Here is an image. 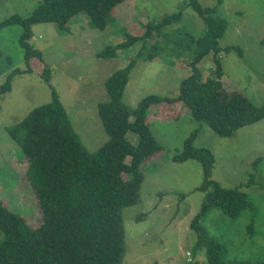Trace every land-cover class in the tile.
Here are the masks:
<instances>
[{"label":"rangeland","instance_id":"obj_1","mask_svg":"<svg viewBox=\"0 0 264 264\" xmlns=\"http://www.w3.org/2000/svg\"><path fill=\"white\" fill-rule=\"evenodd\" d=\"M185 1L126 0L115 7L113 21L104 31L90 27L86 15L72 20L66 31L56 23L36 24L30 43L42 53L43 60L31 59L30 67L19 43L22 27L12 25L0 30V88L14 70L31 69L16 75L12 91L0 99V200L24 216L31 226L42 223V211L27 177L29 160L22 156L8 128L24 120L36 107L51 102L55 90L84 146L90 152L97 151L109 140L98 108L109 99L105 83L135 58L142 44L129 51L119 50L120 55L113 59L98 58L97 54L108 45L124 42L122 30L142 35L148 23H157L177 12ZM200 3L204 7L215 4L213 0ZM40 4L41 0H0V21L14 14L27 17ZM216 16L229 22L220 40L222 48L235 46L242 50V55L237 49L221 53L225 87L240 90L257 105H263L264 0H224ZM205 27L198 13L187 7L182 20L165 32L187 31L193 36ZM177 38L186 42L179 34L174 40ZM156 41L165 44L166 38L150 40L148 47ZM176 42L153 61H137L124 92L127 106L136 108L150 94L170 98L179 95L181 81L190 74L191 59L188 51L179 56ZM46 67L49 81L43 77ZM199 68L204 79L212 77L213 55L205 57ZM149 117L150 129L163 149L142 165L145 179L140 200L123 211L127 248L123 264H208L204 252L193 253L198 235L191 228L205 198L199 190L203 184L202 164L172 159L195 131L194 145L208 148L215 155L212 179L227 189L244 184L243 190L258 208L253 237L246 232L251 220L247 211L232 219L213 210L203 225L228 245L229 259L264 261V120L237 130L231 137H222L194 119L183 103L153 106ZM128 136L134 145L138 143L137 134Z\"/></svg>","mask_w":264,"mask_h":264},{"label":"trees","instance_id":"obj_2","mask_svg":"<svg viewBox=\"0 0 264 264\" xmlns=\"http://www.w3.org/2000/svg\"><path fill=\"white\" fill-rule=\"evenodd\" d=\"M125 1L41 0L29 16L14 14L0 21V30L12 25L22 27L19 43L30 67L31 59L43 60L42 53L30 43L34 25L56 23L60 30L66 31L72 20L86 15L90 27L104 31L113 21L115 7ZM213 1L214 6L204 7L200 0H187L177 12L157 23H148L142 35H130L122 30L124 42L108 45L97 54L98 58L113 59L120 55L119 50L129 51L142 44L135 58L116 70L105 83L109 99L98 108L109 140L97 151L90 152L84 146L55 90L51 102L36 107L24 120L8 128L22 156L29 160L26 173L43 221L37 227L31 226L24 216L0 200V264H123L127 250L123 211L140 200L145 179L142 165L163 149L150 129L149 113L153 106L183 103L194 119L222 137H231L237 130L264 120V104L257 105L242 91L225 87L221 53L237 49L242 55V50L220 45L229 22L216 16L224 0ZM187 7L205 21L203 32L193 36L187 31L165 32L182 20ZM178 34L185 43L178 38L174 40ZM157 37H165V44L156 41L149 48V41ZM175 41L179 56L188 51L191 59L190 74L181 81L179 95L170 98L150 94L136 108L127 106L123 102L124 92L137 61H153ZM210 54L214 73L204 79L199 64ZM30 70L16 69L8 74L0 88V99L12 91L16 75ZM43 72L49 81V69L46 67ZM130 133L138 135L137 144L129 140ZM196 137V131L191 133L182 151L172 158L181 163L197 160L203 167V184L199 190L205 193V198L191 225L198 235L193 253L204 252L208 264H264V261L229 259L228 245L217 240L203 225L213 210L232 219L247 211L251 220L246 232L253 237L258 208L243 190L244 184L227 189L212 179L215 155L208 148L196 147Z\"/></svg>","mask_w":264,"mask_h":264}]
</instances>
